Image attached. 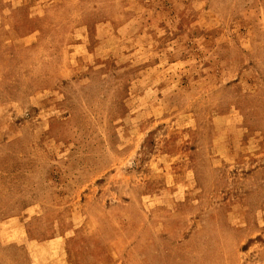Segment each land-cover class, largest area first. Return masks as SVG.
I'll return each instance as SVG.
<instances>
[{"label": "rangeland", "instance_id": "1", "mask_svg": "<svg viewBox=\"0 0 264 264\" xmlns=\"http://www.w3.org/2000/svg\"><path fill=\"white\" fill-rule=\"evenodd\" d=\"M0 264H264V0H0Z\"/></svg>", "mask_w": 264, "mask_h": 264}, {"label": "crops", "instance_id": "2", "mask_svg": "<svg viewBox=\"0 0 264 264\" xmlns=\"http://www.w3.org/2000/svg\"><path fill=\"white\" fill-rule=\"evenodd\" d=\"M17 242H19V240H16ZM35 259H37V261H39V257L37 258V256H35Z\"/></svg>", "mask_w": 264, "mask_h": 264}]
</instances>
